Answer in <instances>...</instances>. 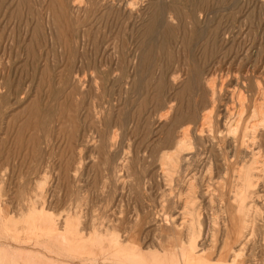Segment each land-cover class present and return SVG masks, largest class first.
I'll use <instances>...</instances> for the list:
<instances>
[{
    "label": "rangeland",
    "instance_id": "1",
    "mask_svg": "<svg viewBox=\"0 0 264 264\" xmlns=\"http://www.w3.org/2000/svg\"><path fill=\"white\" fill-rule=\"evenodd\" d=\"M234 251L264 264V0H0V264Z\"/></svg>",
    "mask_w": 264,
    "mask_h": 264
},
{
    "label": "bare ground",
    "instance_id": "2",
    "mask_svg": "<svg viewBox=\"0 0 264 264\" xmlns=\"http://www.w3.org/2000/svg\"><path fill=\"white\" fill-rule=\"evenodd\" d=\"M94 2V1H93ZM139 3V2H138ZM107 4V3H106ZM98 6V5H97ZM77 7V6H76ZM136 8V7H135ZM125 9V8H124ZM101 12V11H100ZM137 13V12H136ZM135 13V14H136ZM90 14V13H89ZM138 14V13H137ZM170 32V31H169ZM239 90V89H238ZM230 94V93H229ZM240 94V93H239ZM242 95V94H241ZM238 96V95H237ZM240 96V95H239ZM209 98V97H208ZM236 99V98H235ZM240 112V111H239ZM204 114V113H203ZM203 116V115H202ZM196 121V120H195ZM201 121V120H200ZM255 122V121H254ZM197 126V125H196ZM253 127H255V126H253ZM201 128V127H200ZM232 131V130H231ZM204 136V135H203ZM183 137V136H182ZM259 139V138H258ZM255 144V143H254ZM194 145V144H193ZM185 146H187V147H189L188 146V144H187V140L183 137V139H179V141L177 142V144H176V149H178L179 151L181 150V149H183V147H185ZM174 149V148H173ZM173 149L171 150V152L173 151ZM191 150H193V149H191ZM201 151V150H200ZM165 152V151H164ZM166 156V155H165ZM252 157V156H251ZM165 159V158H164ZM168 160H171V158H168ZM172 161V160H171ZM262 161V160H261ZM173 163V162H172ZM164 166V165H163ZM166 170V169H165ZM187 175V174H186ZM206 177V176H205ZM188 180V179H187ZM194 180V179H193ZM191 182V181H190ZM194 182V181H193ZM192 184V183H191ZM185 185V184H184ZM189 185V184H188ZM195 186V184H192V186ZM197 187V186H196ZM195 189V188H194ZM186 190V189H185ZM187 191V190H186ZM239 191H241V188H239ZM194 194H195V192H194ZM182 195V194H181ZM236 196V195H235ZM183 197V196H182ZM238 197V196H237ZM235 198L236 200L238 199V198ZM194 199V198H193ZM216 201V200H215ZM174 203V202H173ZM213 203V202H212ZM24 210V209H23ZM198 216V215H197ZM195 221V218L194 219H191V221H190V227L192 226V224L193 223H195L194 222ZM166 222V221H165ZM50 224V223H49ZM175 225V224H174ZM183 227V226H182ZM189 238V237H188ZM107 241H109V240H107ZM117 242V241H116ZM42 245V244H41ZM130 248V247H129ZM139 249V248H138ZM236 250V249H235ZM132 251V250H131ZM134 251H135V249H134ZM125 252V251H124ZM175 254V253H174ZM234 255L233 256H231V259L229 260V263L228 264H237V263H240L243 259H245V256H243V255H245L244 253L242 254V252H237V251H234V253H233ZM167 256V255H166ZM6 259V258H5ZM166 259V258H165ZM150 260V259H149ZM167 260H169L168 258H167ZM164 261V260H163ZM166 261V260H165ZM216 261V260H215ZM246 261V260H245ZM12 262V261H11ZM15 262V261H14ZM174 262V261H173ZM170 263V262H169ZM181 263V262H180ZM207 263V262H206ZM162 264V263H161ZM215 264H223V261H221V259L219 258L218 259V261H216L215 262ZM224 264H226V263H224Z\"/></svg>",
    "mask_w": 264,
    "mask_h": 264
}]
</instances>
